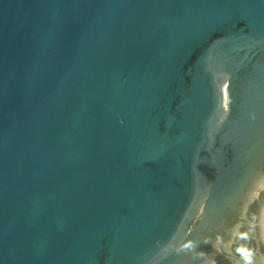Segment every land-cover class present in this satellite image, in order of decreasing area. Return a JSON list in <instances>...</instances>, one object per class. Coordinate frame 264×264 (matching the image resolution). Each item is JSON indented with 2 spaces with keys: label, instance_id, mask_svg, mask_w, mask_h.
<instances>
[{
  "label": "water",
  "instance_id": "1",
  "mask_svg": "<svg viewBox=\"0 0 264 264\" xmlns=\"http://www.w3.org/2000/svg\"><path fill=\"white\" fill-rule=\"evenodd\" d=\"M263 166L264 0H0V264H264Z\"/></svg>",
  "mask_w": 264,
  "mask_h": 264
},
{
  "label": "bare ground",
  "instance_id": "2",
  "mask_svg": "<svg viewBox=\"0 0 264 264\" xmlns=\"http://www.w3.org/2000/svg\"><path fill=\"white\" fill-rule=\"evenodd\" d=\"M222 106L226 107L224 93L222 96ZM251 187L252 190L248 193L245 204L248 205L249 202L254 204V223L256 224L257 228V236L264 250V180L262 181L261 179H253L251 181Z\"/></svg>",
  "mask_w": 264,
  "mask_h": 264
},
{
  "label": "flooded vegetation",
  "instance_id": "3",
  "mask_svg": "<svg viewBox=\"0 0 264 264\" xmlns=\"http://www.w3.org/2000/svg\"><path fill=\"white\" fill-rule=\"evenodd\" d=\"M263 171H264V166H263ZM253 207H254V204L252 205V207H251V209H250V211H249V214H250V219H251V221L254 223L255 222V217H254V215H253ZM239 218H240V214L238 213V212H233V213H231L229 216H228V218H227V223L225 224V228H230V227H232V226H234V225H236L237 223H238V221H239ZM253 218V219H252ZM255 224V223H254ZM256 225V224H255ZM222 230V232H224V229H221ZM220 237H222L221 236V234L220 233H213V235H212V238L214 239V240H217L218 238H220ZM247 243L248 244H250V242H248L247 241ZM246 243V244H247ZM260 244H261V242H260Z\"/></svg>",
  "mask_w": 264,
  "mask_h": 264
}]
</instances>
